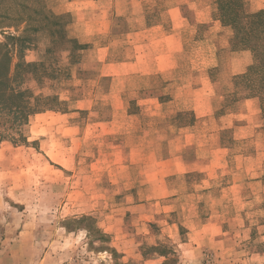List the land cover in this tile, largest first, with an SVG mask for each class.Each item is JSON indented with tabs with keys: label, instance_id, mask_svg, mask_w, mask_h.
I'll return each instance as SVG.
<instances>
[{
	"label": "rangeland",
	"instance_id": "374dc122",
	"mask_svg": "<svg viewBox=\"0 0 264 264\" xmlns=\"http://www.w3.org/2000/svg\"><path fill=\"white\" fill-rule=\"evenodd\" d=\"M61 2L0 0V57L7 51L9 73L17 76L14 86L37 107L21 126L20 138H11L16 133L9 131L0 142V264H161L168 259L177 264H264V91L259 77L248 71L252 51L230 41L233 28L223 20L224 14L249 13L244 1L225 0V6H237L222 8L220 0H192L189 9L219 19L229 47L217 51V65L211 66L214 30L192 27L185 34L190 46L184 55L192 59V88L204 82L200 66L208 74H221L212 99L216 116L240 100L254 99L248 105L255 111L251 117L236 120L250 119V126L204 120V144L188 157L211 160L213 170L205 176L195 170L168 177L167 196L161 198L166 212L145 226H137L133 206L147 191L130 192L126 175L151 160L128 151L136 149L135 143L127 147L116 137L94 136L100 128L86 134V122L112 117L115 101L112 95L102 96L108 79L99 82L102 94L92 91L98 71L93 47L99 39L74 38L71 14L57 12ZM171 2L141 1L140 7ZM99 38L108 41L110 36ZM23 63L35 65L20 75ZM240 67L226 84L223 73ZM93 95L90 109L76 108L75 100L82 98L85 107ZM114 117H124L123 107ZM71 123L80 127V137L86 134L79 144L68 134ZM211 219L220 221L207 224Z\"/></svg>",
	"mask_w": 264,
	"mask_h": 264
},
{
	"label": "crops",
	"instance_id": "0c3cea01",
	"mask_svg": "<svg viewBox=\"0 0 264 264\" xmlns=\"http://www.w3.org/2000/svg\"><path fill=\"white\" fill-rule=\"evenodd\" d=\"M141 1L167 2L62 0V7L57 11L71 14L72 22L69 27L72 28L71 34L74 38L87 41L99 39L93 47L98 71L94 73L93 80V87L95 83L97 87H92V91L94 95L102 94V91H97L101 89L99 82L108 79L109 88L103 90L102 96L112 95L115 101V104L111 105L112 117L86 122V134H89V128H100L94 136L116 137L127 147L128 144L135 143L136 149L130 148L128 151L138 154V159L146 155L145 157L151 160L150 165L126 175L127 183L131 185L128 188L130 192L143 188L147 191L145 200L133 206L137 212V226L149 225L163 217L162 213L166 211L163 209L164 199L161 198L167 196L168 177L195 170L205 176L213 170L211 165L214 162L211 160L200 158L198 155L188 157L191 149H201L204 144L202 136H206V133L200 129L204 120L207 123L225 120L227 126L245 129L250 126V119L243 123L236 120L244 118L243 116L250 118L255 112L248 106L253 104L254 99L245 98L240 100V104H236L234 109H228L224 115L216 116L212 99L216 94V83H221L218 80L221 74H208L204 72L207 67L200 66L199 71L206 76L201 77L200 72L195 77L204 78V82L197 83L192 88V83L188 80L194 73L192 59L184 55L186 51L189 52L190 46V43L185 41L186 32L192 27L200 30L209 27L214 30L211 66H216L217 51L229 47L228 36L219 19L211 16L207 18L202 9H189L188 5L192 0H171V3L162 8L151 9L141 8ZM243 1L249 13L264 8V0ZM101 34H108V41H100ZM199 44L202 47V44L207 46L208 43ZM200 59L199 57L198 62ZM201 62L204 63L205 60ZM242 69L235 68L230 74L223 73L225 83H229L227 77L231 78V75L240 73ZM130 81L137 82L134 84ZM94 95L87 98L89 103L85 107L82 105V98L75 100L76 108L90 109L96 98ZM126 95L130 96L129 99ZM132 105L134 109L131 108ZM120 107H123L124 117L117 119L114 113L119 111ZM185 113H191L192 118H185ZM221 127L223 128V125ZM79 128L78 124L71 123L68 127L70 133L64 130L70 135L72 143L79 144L80 138L86 136L83 133L79 136ZM160 145H164V151L159 150ZM96 160L99 161L98 158ZM134 161L136 160L133 158L132 162ZM219 221L211 219L206 223L211 225ZM200 232L202 231L198 230V234H201ZM207 234L206 231V236Z\"/></svg>",
	"mask_w": 264,
	"mask_h": 264
},
{
	"label": "trees",
	"instance_id": "16d2710c",
	"mask_svg": "<svg viewBox=\"0 0 264 264\" xmlns=\"http://www.w3.org/2000/svg\"><path fill=\"white\" fill-rule=\"evenodd\" d=\"M226 3L225 0H220V7L234 8L237 6L236 2H230L225 6ZM223 20L233 28L234 34L230 41L241 42L238 45L239 48L252 51L254 61L248 71L259 77V87L264 91V9L250 14L243 10L240 13H233L231 16L224 14ZM34 65L31 63L19 65L20 75L25 74ZM16 80L17 76L14 73H9V60L6 51L0 57V142L9 131L16 133V136H11V138H20L21 126L26 124L28 116L37 110V107L32 106L27 99V92L14 86L13 82ZM161 264H177V261L168 259Z\"/></svg>",
	"mask_w": 264,
	"mask_h": 264
}]
</instances>
